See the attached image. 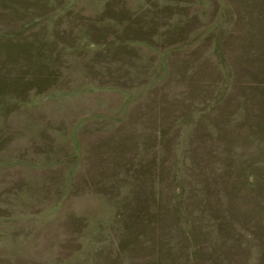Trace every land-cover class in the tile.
<instances>
[{
  "label": "rangeland",
  "instance_id": "obj_1",
  "mask_svg": "<svg viewBox=\"0 0 264 264\" xmlns=\"http://www.w3.org/2000/svg\"><path fill=\"white\" fill-rule=\"evenodd\" d=\"M0 264H264V0H0Z\"/></svg>",
  "mask_w": 264,
  "mask_h": 264
}]
</instances>
